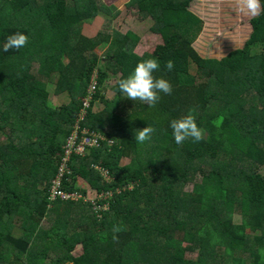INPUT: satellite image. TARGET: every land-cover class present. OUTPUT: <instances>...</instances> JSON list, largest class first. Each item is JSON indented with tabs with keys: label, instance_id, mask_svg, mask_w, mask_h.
<instances>
[{
	"label": "trees",
	"instance_id": "obj_1",
	"mask_svg": "<svg viewBox=\"0 0 264 264\" xmlns=\"http://www.w3.org/2000/svg\"><path fill=\"white\" fill-rule=\"evenodd\" d=\"M190 1L125 3L160 38L138 55L134 32L94 25L98 17L114 19L115 5L0 0V264H264V52L235 64L198 55L192 44L204 22ZM249 23L248 52L264 44V12ZM17 32L27 44L4 51ZM149 58L160 64L153 75L173 88L154 107L118 88ZM93 77L97 89L84 110ZM109 77L111 98L103 94ZM48 84L64 98L59 105L50 102ZM189 110L203 139L178 145L170 121ZM148 125L151 138L137 143L135 130ZM75 130L76 143L94 133L97 144L67 155L61 187L84 196L76 186L82 181L110 192L98 202L106 210L47 199Z\"/></svg>",
	"mask_w": 264,
	"mask_h": 264
},
{
	"label": "rangeland",
	"instance_id": "obj_2",
	"mask_svg": "<svg viewBox=\"0 0 264 264\" xmlns=\"http://www.w3.org/2000/svg\"><path fill=\"white\" fill-rule=\"evenodd\" d=\"M106 5H115L118 10V15L108 21V18L100 17V20L94 22L98 29H102V25H107L106 30L116 29L122 33L132 31L139 36L138 44L134 52L141 55L144 52H152L154 47L160 43L159 36L152 34L149 31L151 24L148 18L139 19L133 9L126 8L125 3L128 0H100ZM189 9L198 15L204 22L202 32L197 40L192 44V47L198 55L205 58H216L220 61H226L230 64L237 63L240 58L246 53L264 52V44L253 47L248 52L246 50V41L249 38L251 31L250 19L251 16L238 14L235 11L234 0H192L189 3ZM103 26V27H104ZM95 28V27H94ZM106 45L98 49V54L103 56ZM104 62L100 63V67L104 68ZM115 77H109L104 83L103 94L107 98L113 96L111 86ZM47 91L49 92V100L53 105H59L64 101L61 96L53 95V86L48 84ZM97 106V105H96ZM123 164L128 160L124 159ZM264 174V166L261 171ZM76 186L80 189H85V200L88 198L94 200L95 193L86 183L78 181ZM190 188V186H188ZM43 226L47 222L42 221ZM188 256H195V252L191 251L188 244L183 245ZM81 249L76 247L74 253L79 254Z\"/></svg>",
	"mask_w": 264,
	"mask_h": 264
},
{
	"label": "clouds",
	"instance_id": "obj_3",
	"mask_svg": "<svg viewBox=\"0 0 264 264\" xmlns=\"http://www.w3.org/2000/svg\"><path fill=\"white\" fill-rule=\"evenodd\" d=\"M234 5L235 11L245 16L257 17L264 12V6L261 5V0H234ZM27 42L28 37L23 33L17 32L6 38L3 48L4 51L10 49L18 50L24 47ZM174 66V61L172 60H168L165 63V68L168 71H172ZM159 68L160 64L156 58L139 61L134 70L126 78L118 81L119 90L133 101L139 100L149 107H154L160 100V93L170 95L173 91L172 85L167 79L163 77L158 78L153 75ZM193 112L194 110H189L185 116L170 121L172 135L178 145H182L189 138L195 142L203 139V130L197 126ZM154 131L155 129L150 125L142 129H137L134 132V140L137 143H143L151 138V134ZM113 231L119 232L122 229L120 227H114ZM113 239L116 240L117 238L114 236ZM258 254L264 260V248L258 249Z\"/></svg>",
	"mask_w": 264,
	"mask_h": 264
},
{
	"label": "built area",
	"instance_id": "obj_4",
	"mask_svg": "<svg viewBox=\"0 0 264 264\" xmlns=\"http://www.w3.org/2000/svg\"><path fill=\"white\" fill-rule=\"evenodd\" d=\"M95 77H93V79L91 80V83L88 87L87 90V96L82 98L81 102H82V106L83 109L85 110L88 106H89V101L91 99L92 94L96 91V82H95ZM84 110L82 111V113H84ZM83 115L80 114V117H82ZM81 133L85 134L87 132L82 131ZM91 137L88 139L86 138H82L81 141L77 142V131L75 130L73 132V134L71 136H69L67 138L66 141V147H65V154L66 156L62 159V164L59 167L58 170V175L55 179H53L51 181V184L49 185V189H48V195H47V199L49 200V202H54L56 200H64V201H78V200H82L84 202H90L93 209H95L96 211H103L107 209V204H100L98 203L99 201L102 200H108L112 195L110 192H101V193H95V197L94 200H90L88 198V200H85V196L76 193V192H69L66 190H63L61 187V178L63 177L64 173L67 172V168L64 165L65 161H66V157L67 155H69L73 150L74 152H82L84 149V145H96L97 144V140L95 138L96 134L91 133L90 135Z\"/></svg>",
	"mask_w": 264,
	"mask_h": 264
},
{
	"label": "crops",
	"instance_id": "obj_5",
	"mask_svg": "<svg viewBox=\"0 0 264 264\" xmlns=\"http://www.w3.org/2000/svg\"><path fill=\"white\" fill-rule=\"evenodd\" d=\"M97 19L99 20V17Z\"/></svg>",
	"mask_w": 264,
	"mask_h": 264
}]
</instances>
